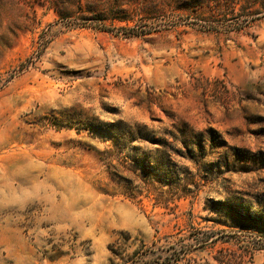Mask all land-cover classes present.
I'll list each match as a JSON object with an SVG mask.
<instances>
[{
	"label": "rangeland",
	"instance_id": "rangeland-1",
	"mask_svg": "<svg viewBox=\"0 0 264 264\" xmlns=\"http://www.w3.org/2000/svg\"><path fill=\"white\" fill-rule=\"evenodd\" d=\"M0 264H264V0H0Z\"/></svg>",
	"mask_w": 264,
	"mask_h": 264
}]
</instances>
